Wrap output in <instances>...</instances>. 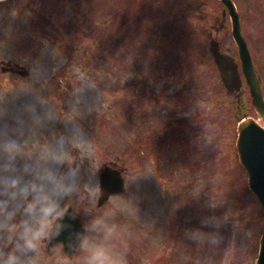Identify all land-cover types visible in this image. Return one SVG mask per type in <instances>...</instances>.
Listing matches in <instances>:
<instances>
[{
	"label": "rangeland",
	"instance_id": "1",
	"mask_svg": "<svg viewBox=\"0 0 264 264\" xmlns=\"http://www.w3.org/2000/svg\"><path fill=\"white\" fill-rule=\"evenodd\" d=\"M140 1L133 0L130 7L136 15L122 13L124 21L120 22L115 10H119V0L114 1L110 16L104 0H93L94 10L91 0H0V62L17 63L28 70L26 77L0 70V134L10 130V135L23 140L25 152L59 154L66 167L78 170L79 186L66 198L65 206L90 209V213L82 212L83 222L95 216L115 224L117 231L110 237L91 233L89 243L107 244L123 253L127 264H243L246 260L250 264L248 257L258 248L251 240L259 228L254 226L262 223L263 216L242 193L243 173L237 174L234 167L232 177H224L231 160L228 145L221 141L228 113L222 105L207 123L204 179L191 160L177 154L172 156L174 172L163 161L169 180L160 186L156 176L146 172L148 162L141 167L137 161L135 144L142 141L143 123L152 124L155 115L160 120L167 116L177 100L176 92L187 84L200 87L206 84L203 78L208 80L199 71V61L195 70L190 62L201 53L194 42L199 41L200 15L208 5L201 4L203 0H185L186 13L192 8L189 19L198 34H193L195 27L189 32L184 24H176L188 36L162 56L160 52L170 44H155L147 33L156 32L149 28L155 23L141 13ZM163 5L172 4L163 0ZM162 15L153 12L155 17ZM139 18L143 23L139 24ZM106 23L112 30L107 38ZM88 26L93 28L87 31ZM138 50L152 58L154 72H166L162 80H156L163 101H157L159 108L149 112V121L140 120L135 109L127 112L138 88L136 76L142 73ZM175 62L180 67L185 63L184 70L176 71ZM193 96L192 105H197L201 96L197 90ZM158 160H154L156 166L161 165ZM105 164L121 168L125 187L97 207V178ZM221 194L231 196L229 211ZM194 229L205 235L193 238ZM60 245L49 242V254H60ZM69 255L72 264H82L85 252L78 248Z\"/></svg>",
	"mask_w": 264,
	"mask_h": 264
},
{
	"label": "clouds",
	"instance_id": "2",
	"mask_svg": "<svg viewBox=\"0 0 264 264\" xmlns=\"http://www.w3.org/2000/svg\"><path fill=\"white\" fill-rule=\"evenodd\" d=\"M9 132L0 134V264H72L65 253L78 248L85 252L82 264H127L125 255L107 244L89 243L91 233L110 237L115 224L95 216L79 227L65 220L91 212L65 206L79 186L78 170L66 167L59 154L25 152L23 140ZM66 229L60 254L51 256L48 243ZM204 235L200 229L191 232L197 239Z\"/></svg>",
	"mask_w": 264,
	"mask_h": 264
},
{
	"label": "flooded vegetation",
	"instance_id": "3",
	"mask_svg": "<svg viewBox=\"0 0 264 264\" xmlns=\"http://www.w3.org/2000/svg\"><path fill=\"white\" fill-rule=\"evenodd\" d=\"M215 6L212 7L208 5L203 11L202 16V31L205 36H208V43L217 41L219 51L231 56L237 67L239 77L241 79V86L238 91L230 93L224 89L229 98L234 105V117H240L245 115L254 114V109L252 108L249 89H247L243 80V73L240 69L241 61L239 57V52L237 45L235 44L232 35L230 24L226 26L227 18L229 20L227 10L221 0H213ZM240 15H241V29L243 34L248 36L247 48L249 50V55H251L252 61L257 67L258 76L262 81V89L264 92V41H255L250 38L251 28L257 27L256 31H264V0L258 4H251L246 2V0H234ZM242 1V2H241ZM210 11H214L215 19L218 22L215 24L208 23V15ZM245 13V15H244ZM230 22V21H229ZM248 26V27H247ZM249 28L250 30H248ZM205 51L213 59L211 49L212 44H204ZM208 46V48H207ZM214 60V59H213ZM216 65V64H215ZM216 67V66H215ZM218 76L220 77L218 67H216ZM206 104L203 100H200V105L197 107H191L189 105H184L182 112H175L169 117L168 121L160 125V132L167 130L168 147L171 153H184L192 155L199 150L200 161L204 162V157L206 156V119L207 110ZM165 143V140L163 139ZM200 162V163H201Z\"/></svg>",
	"mask_w": 264,
	"mask_h": 264
},
{
	"label": "water",
	"instance_id": "4",
	"mask_svg": "<svg viewBox=\"0 0 264 264\" xmlns=\"http://www.w3.org/2000/svg\"><path fill=\"white\" fill-rule=\"evenodd\" d=\"M257 106L264 115V105L256 99ZM238 149L240 152V161L246 167L249 174V185L255 192L264 209V126L256 124L249 120L242 123L239 129ZM113 170L106 169L101 175L103 200L108 192L121 189L122 180ZM65 219L76 225L77 219L65 217ZM62 233L60 234V236ZM262 256L260 264H264V232L262 238ZM67 250V249H66Z\"/></svg>",
	"mask_w": 264,
	"mask_h": 264
}]
</instances>
